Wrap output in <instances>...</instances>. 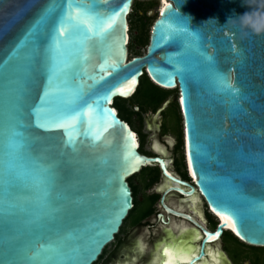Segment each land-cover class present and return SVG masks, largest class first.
I'll list each match as a JSON object with an SVG mask.
<instances>
[{"label":"water","instance_id":"obj_1","mask_svg":"<svg viewBox=\"0 0 264 264\" xmlns=\"http://www.w3.org/2000/svg\"><path fill=\"white\" fill-rule=\"evenodd\" d=\"M134 1L152 0H72L94 6L92 12L105 25L85 41L87 53L79 51L78 35L61 45L50 85V39L69 0H0V264L96 263L133 209L127 181L154 165L174 185L162 192L158 223L173 230L174 218L180 221L174 222L177 228L190 224L193 236H200L197 244L193 236L175 239L166 231L155 258L162 247L176 244L192 248L194 264L212 263L210 252L220 254L208 247L224 232L264 249V0H165L157 7L145 54L129 58L128 16ZM26 58L31 71L24 78ZM209 68L227 78L238 95L219 88ZM144 75L157 88L178 91L191 184L173 177L162 159L140 155L136 134L112 106L130 99ZM130 81V90H117ZM19 89V115L29 140L24 154L51 165L56 178L48 208L38 206L31 180L6 183L7 114ZM185 91L187 111L181 104ZM81 112L87 115L75 127L59 126L65 115ZM19 163L21 171L30 170L29 160ZM170 194L186 201L199 196L197 204L203 202L219 221L215 231L205 230L186 209L167 205ZM213 202L241 217L239 226L248 239L224 225ZM8 204L18 206L13 215L5 214ZM217 233V239H208ZM127 252H122L125 261L133 263Z\"/></svg>","mask_w":264,"mask_h":264},{"label":"snow or ice","instance_id":"obj_2","mask_svg":"<svg viewBox=\"0 0 264 264\" xmlns=\"http://www.w3.org/2000/svg\"><path fill=\"white\" fill-rule=\"evenodd\" d=\"M92 5L83 6L75 5L72 0H69L65 11L62 13L58 24L54 28L51 35L49 52L53 54L52 56V66L49 69V79L48 82L51 85L56 76V66H55V54H57L61 48L62 44L70 43L74 36H79L81 39V48L79 49L82 53H87L88 46L85 41L91 39V36L95 34V29L97 27L102 31L105 25V20L92 12ZM114 15H119V13H114ZM107 23H111V17L108 18ZM27 59V64L23 70L24 78H27L31 71V59ZM86 59V57H85ZM211 59V58H209ZM208 71L213 74L216 78V82L219 88L228 90L229 95L236 97L239 90L235 88L232 83H229L227 78L222 74L215 72L214 69L209 68ZM184 77L181 76V79ZM134 81H130L125 87H120L117 90L120 92L128 91L131 88V84ZM18 94L10 102L9 111L7 114V135L5 140V176L7 177L6 183L9 187L21 179L31 180L37 188L36 200L38 206L43 208H48L52 206V201L50 198V192L55 184V174L52 171V166L41 165L34 157L26 156L24 154V149L29 146V140L25 136L23 129L25 125L22 122V118L19 115V105L23 99V90H17ZM181 104L188 110L189 100L187 91L181 96ZM87 115L86 112H81L73 115H65V117L58 121L59 126L69 129L76 126L77 122ZM186 132L188 134L189 140H191L193 128L191 123L187 126ZM29 160L31 162L30 170L21 171L22 165L20 161ZM195 164L191 156H189V169L193 170ZM193 178H196V173L193 172ZM261 178L264 179V167L261 168ZM255 206V202H253ZM17 205L8 204L5 209L6 215H13L14 210ZM264 209V205L261 206ZM213 210L219 216L220 220L223 221L224 225L230 227L233 232H235L241 239H248L247 236L241 230L239 226L241 224V217L236 213L230 212L227 208L220 210L216 207L215 202H213ZM219 236L217 233L214 236H209V240H215ZM199 238V234H197ZM165 255H168V250L165 249ZM194 256L191 254V250L187 253H181L177 259H167L165 264H194Z\"/></svg>","mask_w":264,"mask_h":264},{"label":"flooded vegetation","instance_id":"obj_3","mask_svg":"<svg viewBox=\"0 0 264 264\" xmlns=\"http://www.w3.org/2000/svg\"><path fill=\"white\" fill-rule=\"evenodd\" d=\"M147 3H149L151 5V9L159 6V0H152V1H148ZM144 14H146V16H147L148 10ZM147 44H148V41H147ZM127 57L130 58V56H127ZM157 89L159 90L160 94L164 95V97H163L162 101L159 103V105L154 110H152L151 108L147 109V108H144L140 105H136L131 98L128 100H125L129 105V109H130L129 121H131V123L126 121V123L131 128L132 131H133V129H132L131 125L132 124L135 125L136 123L138 124L137 127H141V129L143 127H146V129H147V127H150L152 129L154 139L150 144V150H151L150 152H146L143 149L145 136L143 135V133L141 131L144 138H143V146H142L141 151L138 149V152L140 155L148 157V158H160V159H162L166 163L167 169L173 177H175L176 179H178L182 182H186L188 184H191V180H190L189 175H188L185 157H184L182 119L180 116L179 106L177 103L178 91L177 90H171V91L163 90L160 88H157ZM172 105H176L177 106L176 111L179 112V115L176 113L178 116V132L177 133L174 132L175 124H176L175 123V117L176 116L173 113V110L170 108ZM116 112H118V111L116 110ZM148 114H150V115L152 114L151 116H153V118L150 121H148V119L146 120V118H145V116H147ZM157 116H158V120L155 119ZM119 119L122 120L121 117H119ZM155 123H158V124H155ZM168 135H171V136H168ZM145 169H147V168H145ZM149 170H151L150 172H154L155 174H158V178L155 181H153L151 179V177L149 175H147V177H148L147 191L149 189H152L153 186L156 185V183L159 179L162 180V183H161L162 185L157 186L155 191L151 194V195L158 196V199L154 204V208H155V206L160 207L159 201H160L162 192L169 187H174V185L170 184L164 180V178L162 177L161 172L159 170V167L157 165L149 167ZM139 175H142V174L139 172L137 175L133 176L132 178L139 176ZM175 199L180 200V202H182V204H184L183 201H185V200L176 194H170L169 196H167L165 203L169 206H175L172 202H170L171 200H175ZM186 202L189 204L188 201H186ZM187 203H185V204H187ZM201 203H202L203 209H204L203 217L199 216V218H196V221L205 230H207L209 232H214L219 221L216 219V217L211 212H209L206 209L205 204L203 202H201ZM185 209H187L186 212H188L191 215L188 208H185ZM160 210L161 211H159L155 214L154 222H152V223H151V221L149 222L148 220L151 219V218H149L145 221H142L139 226H133V227H142V229L144 228V230L147 229L149 231H152L153 228H157L158 230H160L161 227H163V226L160 223H158L157 217H158V215L163 214L161 207H160ZM173 222H180V221L175 220L174 218H171V223L173 224ZM186 226H187V230H184L183 234H187L188 230H193L194 232L196 231L193 228V226H191L190 224L185 223V227ZM147 230H145V231H147ZM227 234L230 235V237L237 243V245H239L241 247H248L246 245H243L239 241H237L230 233L224 232L222 234L220 240L216 244H214L212 246V248L210 246L208 248L210 251L216 250L217 253L220 254V256H219L220 258L222 256L223 257L225 256L226 257V258H224L226 261L225 264H233L231 262L230 258L228 257L227 253L224 251V248H223V242L227 239ZM153 237H154V235L152 234L151 239ZM158 243H160V242H158ZM248 248H252V247H248ZM118 250H116L114 252V254H116L118 252ZM132 251H128L127 255H130L132 253ZM121 255L126 257V254L121 253ZM127 258H129V257L127 256ZM236 259H237L238 264H251L250 263L251 260L244 253L236 256ZM116 264H118V263H116ZM119 264H123V263H119Z\"/></svg>","mask_w":264,"mask_h":264},{"label":"rangeland","instance_id":"obj_4","mask_svg":"<svg viewBox=\"0 0 264 264\" xmlns=\"http://www.w3.org/2000/svg\"><path fill=\"white\" fill-rule=\"evenodd\" d=\"M136 3V9H137V16L133 17V26H134V32L137 34L138 33V37H141V33H142V28H143V18L141 14L146 13V11L148 10V14L147 16L151 19L150 24H149V28H148V33H147V38L149 35V31L151 28V25L153 24V22L156 20L157 18V7L151 9L150 8V4L147 2H143V1H135ZM146 24V23H145ZM146 47H147V43L145 45H143L141 48L137 49L140 53V55H144L145 51H146ZM117 105L121 108L122 110V114L125 116H129L130 115V109H129V105L126 101L123 100H116ZM152 115V114H151ZM150 114H148L147 116H145L146 120L148 119V121H150L153 116H151ZM156 120H158V116L155 118ZM131 123V121H129ZM158 124V123H155ZM131 125V124H130ZM138 124L136 123L135 126H137ZM133 127V124H132ZM143 127V126H142ZM142 133L145 136V141H144V151L146 152H150V144L154 139V135L152 132V129L150 127H143L142 129ZM171 136V135H168ZM150 173V171L145 170L144 173H142V175L136 176L134 178H132L131 180V184L132 187L134 188L137 197V204H136V211L132 212L130 214V216L128 217V219L125 221L123 227H122V231L120 234H118L116 236V240L113 241L111 244H109L106 249H105V253L102 256V259L98 260L96 263L94 264H116V263H123V264H150L151 260L154 259L156 253H155V246L158 242H161L162 240H164L167 236L166 231H170L169 233L171 234L172 238H177V237H183V238H187L189 236H193L192 234H194L193 230H188L187 234H183L184 230H187V226L185 227L184 224L181 225V229L182 230H176L178 225H174L173 222V227L174 229L171 230L169 227H161L160 230H158L157 228H153L152 231H149L147 229V231L144 230V228L142 229V227H133L137 217L139 215V213L141 211H143L149 204L148 201V197L149 195H151L157 186L162 185V180L159 179L156 183V185L153 186L152 189H149L147 191L148 188V177L147 174ZM147 191V192H146ZM201 201V200H200ZM170 202H172L175 206H178L179 208L185 210V208H188V210H194V212L197 213V215L203 217V205L200 202L199 204L196 203V207H192V209H190V204H188L185 201H183L184 204H182V202H180V200H171ZM187 203V204H185ZM155 214L160 210V207L155 206ZM187 210V209H186ZM155 220V216L153 215L151 217L150 220H148L149 222L151 221L154 222ZM179 231V232H178ZM152 234L154 235V237L151 239ZM193 241V240H192ZM117 242L119 243L117 245ZM140 244V250L135 251L136 255L133 257V254L127 255L132 261L133 263H129L125 261V256L121 255L122 251L127 250V251H132L133 249H135V247ZM198 244V242H197ZM196 244V245H197ZM117 246H120L118 252L116 254H114V252L117 250ZM223 248L224 251L227 253L228 257L230 258L231 262L233 264H238L236 256L241 255L242 253L246 254V256L251 260L253 257L255 258L256 256H262L264 257V249H257V248H248V247H241L239 245H237V243L230 237V235L227 234V239L223 242ZM158 250V249H157ZM236 254V255H235ZM113 255V256H112ZM156 258H160V256L157 254ZM224 258H226L224 256ZM264 259V258H263ZM224 264V263H223Z\"/></svg>","mask_w":264,"mask_h":264},{"label":"trees","instance_id":"obj_5","mask_svg":"<svg viewBox=\"0 0 264 264\" xmlns=\"http://www.w3.org/2000/svg\"><path fill=\"white\" fill-rule=\"evenodd\" d=\"M135 3L136 2L134 1L133 4H132V11H131L130 15L128 16L129 42H128V45H127V50H128V56H130V57L141 56L137 49L141 48L143 45H145L147 43V41H148L147 33H148L149 24H150V21H151V19L148 18L146 16V14H141L144 21H143V28H142L141 37L139 38L138 37V33L136 34L134 32L135 29H134V26H133V17L137 16V14H138ZM150 8H151V5H150ZM163 97H164V95L160 94V92L157 89V87H155L149 81L147 76L144 75L140 79L139 85H138L136 91L131 96V99L133 100V102L136 105H140V106H142L144 108H147V109L151 108L152 110H154L159 105V103L162 101ZM112 106H113V108L115 110L118 111L117 112L118 116L121 117L123 121L129 122L130 117L129 116H125V115L122 114V110L117 105L116 101L113 102ZM170 108L173 110V113L177 117V118L175 117V123H176L175 124V130L173 129L174 132L177 133L178 132V116H177V114L179 115V112L176 111V109H177L176 105H172ZM132 129H133V133L136 134V136H137L138 144H139V150L141 151L142 146H143V138H144V136L141 133V131H142L141 127H137V126L133 125ZM145 170L151 171V170H149V168H147V169L141 170L140 173L141 174L144 173ZM147 175H149L153 181H155L158 178V174H155L154 172H150ZM131 180H132V178H130L127 182H128L129 187H130V190H131V195H132V199H133V209L128 213L127 218L123 221L122 226H121L118 234L121 233L122 227H123L125 221L130 216V214L132 212L136 211V204H137L136 197H137V194H136L134 188L132 187ZM157 199H158V196H156V195H150L148 197L149 204L143 211H141L139 213L134 226H139L142 221H145V220L151 218L153 215L155 216L154 204L157 201ZM115 240H116V236L114 237V241ZM118 244L119 243L117 242V245ZM119 248H120V246H117V250ZM105 249L103 250V252H102L101 256L98 258V260L102 259V256L105 253ZM263 258L264 257H262V256H256L255 258L253 257L251 259L250 263L251 264H264V259Z\"/></svg>","mask_w":264,"mask_h":264},{"label":"bare ground","instance_id":"obj_6","mask_svg":"<svg viewBox=\"0 0 264 264\" xmlns=\"http://www.w3.org/2000/svg\"><path fill=\"white\" fill-rule=\"evenodd\" d=\"M166 3H167V1H165V0H159V4H160L161 7H163ZM189 200H190V202H189L190 209H192V207H196V203L198 201H200L201 198L199 196H197L196 198H190V199H188V201ZM189 212L193 215V217L195 219L196 218H199V216H200V215L198 216L197 213L194 212V210H189ZM184 225H185V223H184ZM181 228L182 227L180 226L179 228H177V230L180 231V230H182ZM192 240H193V243H197L200 240V236H199V238H197V235L195 234L193 236V239ZM165 249L168 250V255L167 256L165 255ZM138 250H140V244L137 245V248L133 249V252L131 253V254H133V257L136 255L135 251H138ZM190 250H191V254H193L192 248L191 247H189V248L186 247L185 248V245H176V244H173V245L164 246L161 249V256H160V258L159 259L158 258L152 259V263L151 264H165V261L167 259H174L175 260V259H177L181 255L182 252L183 253H187ZM210 258H211V260L213 262L212 263H209V264H221L220 257L219 256L217 257V255H214L213 252H210Z\"/></svg>","mask_w":264,"mask_h":264}]
</instances>
